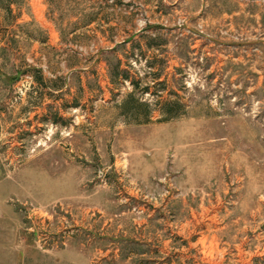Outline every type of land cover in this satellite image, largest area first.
<instances>
[{"label": "rangeland", "instance_id": "1", "mask_svg": "<svg viewBox=\"0 0 264 264\" xmlns=\"http://www.w3.org/2000/svg\"><path fill=\"white\" fill-rule=\"evenodd\" d=\"M0 264H264V0H0Z\"/></svg>", "mask_w": 264, "mask_h": 264}, {"label": "trees", "instance_id": "2", "mask_svg": "<svg viewBox=\"0 0 264 264\" xmlns=\"http://www.w3.org/2000/svg\"><path fill=\"white\" fill-rule=\"evenodd\" d=\"M46 2H48L50 5L51 4H53V3H55L56 1H58V0H45ZM126 78H124V80H125ZM143 93H149V88L148 87H146V88H144V91H143ZM175 104V102H173V103H167V104H165L166 106H168V107H171L172 105H174ZM171 111V110H170ZM168 112H169V110H168ZM166 114H167V112H165ZM169 118H171V116L169 117ZM166 120H168V119H166Z\"/></svg>", "mask_w": 264, "mask_h": 264}]
</instances>
